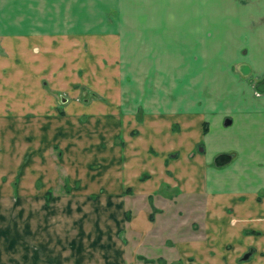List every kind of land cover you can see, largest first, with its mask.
<instances>
[{"label": "rangeland", "instance_id": "rangeland-1", "mask_svg": "<svg viewBox=\"0 0 264 264\" xmlns=\"http://www.w3.org/2000/svg\"><path fill=\"white\" fill-rule=\"evenodd\" d=\"M95 7L94 1L93 15L100 13ZM100 19L85 18L88 32H47L35 40L0 34V113L6 112L0 117V264L2 258L4 264H180L175 257L141 256L140 240L147 247L157 238L174 245L189 234L183 221L204 212L203 197L178 187L179 158L197 133L192 110L196 101L212 99L197 96L196 49L187 59L176 43H142L152 38L155 45L158 34L112 31ZM248 51L240 50L231 70L260 102L264 72L255 69L263 66L247 63ZM186 117L187 145L179 143ZM202 127L205 140L213 128L206 121ZM203 139L194 154L204 149ZM235 156L223 152L208 165L222 169ZM137 180L159 191L152 211L149 198L125 189ZM142 208L155 224L150 234L129 222ZM113 236L123 244L121 258ZM246 254L238 264L251 257Z\"/></svg>", "mask_w": 264, "mask_h": 264}, {"label": "crops", "instance_id": "crops-1", "mask_svg": "<svg viewBox=\"0 0 264 264\" xmlns=\"http://www.w3.org/2000/svg\"><path fill=\"white\" fill-rule=\"evenodd\" d=\"M94 1L100 11L96 15L91 12ZM91 15L101 18V28L106 24L112 31L158 34L155 45L152 38L142 41L152 48H170L176 43L175 47L186 50L187 59L189 50L196 49L198 67L194 74L200 82L197 96L201 100L206 94L212 97L207 104L204 99L201 103L196 101L192 110L197 117L192 147L184 150V155L179 148H173L183 155L179 158L180 192L203 197L204 212L202 216H194L192 222L188 221L190 217L183 221L181 230L185 234L189 232L186 238L171 246L159 238L148 240L151 244L148 247L140 240L136 253L145 258L159 255L168 262L175 257L180 264H238L239 257L251 251V257L244 264H262L264 98L260 102L255 99L249 84L242 83L231 67L237 63L240 50L246 48L249 50L246 62L263 66L255 69L257 74L264 72V0H0V34L23 33L35 40V34L47 32H88L90 27L81 24L89 23L85 18ZM79 17L84 21L76 19ZM205 82L210 85L207 90ZM244 89L246 94L242 93ZM5 113L2 111L0 117ZM227 117L232 121H225ZM181 121L184 135L179 143L187 145L191 137L187 117ZM205 121L213 129L204 140ZM202 139L204 149L194 154ZM223 152H233L236 156L222 169L209 167V162ZM173 157L178 159L179 155ZM167 162L164 161V166ZM142 171L137 176H142ZM138 180L125 189L131 188L134 194L149 198L148 210L152 211L156 204L153 195L159 191L155 186L143 187ZM140 212L138 217L129 218V222H133L134 230L150 234L155 228L151 212L143 208ZM114 225L117 228V221ZM192 226L198 230L195 232ZM112 239L116 244L119 242L116 236ZM121 245L117 244L116 251L120 258Z\"/></svg>", "mask_w": 264, "mask_h": 264}, {"label": "water", "instance_id": "water-1", "mask_svg": "<svg viewBox=\"0 0 264 264\" xmlns=\"http://www.w3.org/2000/svg\"><path fill=\"white\" fill-rule=\"evenodd\" d=\"M247 256H248L247 254H246V255H244V258H247Z\"/></svg>", "mask_w": 264, "mask_h": 264}]
</instances>
